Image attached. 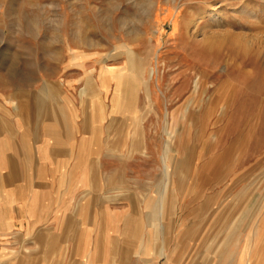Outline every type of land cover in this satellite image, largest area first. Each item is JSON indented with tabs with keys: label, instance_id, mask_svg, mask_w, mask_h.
Returning <instances> with one entry per match:
<instances>
[{
	"label": "rangeland",
	"instance_id": "rangeland-1",
	"mask_svg": "<svg viewBox=\"0 0 264 264\" xmlns=\"http://www.w3.org/2000/svg\"><path fill=\"white\" fill-rule=\"evenodd\" d=\"M128 58L151 71L152 102L140 87L121 111L122 135L143 145L123 151L119 198L150 197L154 232L181 249L167 258L189 264L199 227L235 232L259 199L264 211V0H0L10 117L62 89L96 117Z\"/></svg>",
	"mask_w": 264,
	"mask_h": 264
},
{
	"label": "crops",
	"instance_id": "crops-1",
	"mask_svg": "<svg viewBox=\"0 0 264 264\" xmlns=\"http://www.w3.org/2000/svg\"><path fill=\"white\" fill-rule=\"evenodd\" d=\"M58 95L48 105L33 98L27 119L21 104L10 117L0 95V264H175L167 256L181 249L154 232L150 197L119 198L123 151L140 150L141 136L122 135L128 121L110 98L94 117ZM261 201L239 231H194L189 264H264Z\"/></svg>",
	"mask_w": 264,
	"mask_h": 264
},
{
	"label": "bare ground",
	"instance_id": "bare-ground-1",
	"mask_svg": "<svg viewBox=\"0 0 264 264\" xmlns=\"http://www.w3.org/2000/svg\"><path fill=\"white\" fill-rule=\"evenodd\" d=\"M128 53L130 54L132 52L129 51ZM142 62L140 61L138 62L136 60H130V58H128L126 64L122 66L119 70L114 71V73L112 74L111 78L114 81V88H113L114 95L112 98V103L114 104V110L123 111V112L133 111L135 106L134 97L136 95L137 89L140 87L142 88L144 87L146 97L149 100L148 105L151 106L152 99L150 97L151 93H150V85H149L151 71H149L148 77L145 78L143 75L145 66L142 64ZM166 158L169 160V157L165 156L164 159ZM166 187H168V184ZM159 199L162 200L163 197L160 195ZM159 202L158 205H156V208L154 209L155 211L156 209L159 208L157 211L159 212L158 214L162 213L163 210V202L162 204H160V206H159ZM154 224L156 225L155 222Z\"/></svg>",
	"mask_w": 264,
	"mask_h": 264
}]
</instances>
